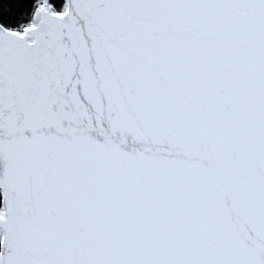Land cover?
<instances>
[{
	"label": "snow or ice",
	"instance_id": "6c2138e0",
	"mask_svg": "<svg viewBox=\"0 0 264 264\" xmlns=\"http://www.w3.org/2000/svg\"><path fill=\"white\" fill-rule=\"evenodd\" d=\"M0 264H264V0H0Z\"/></svg>",
	"mask_w": 264,
	"mask_h": 264
}]
</instances>
